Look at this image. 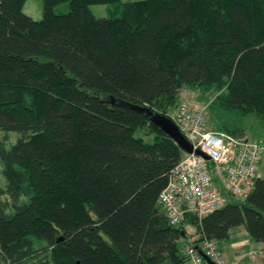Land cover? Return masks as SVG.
Masks as SVG:
<instances>
[{
    "label": "trees",
    "instance_id": "trees-1",
    "mask_svg": "<svg viewBox=\"0 0 264 264\" xmlns=\"http://www.w3.org/2000/svg\"><path fill=\"white\" fill-rule=\"evenodd\" d=\"M24 2L0 0V264H179L186 225L215 242L243 225L264 264V178L171 224L158 195L184 151L146 113L186 86L215 92L208 115L264 117V0Z\"/></svg>",
    "mask_w": 264,
    "mask_h": 264
},
{
    "label": "built area",
    "instance_id": "built-area-1",
    "mask_svg": "<svg viewBox=\"0 0 264 264\" xmlns=\"http://www.w3.org/2000/svg\"><path fill=\"white\" fill-rule=\"evenodd\" d=\"M206 115L207 103L183 99L168 116L193 146L171 168L168 182L158 195V204L173 225L188 212L199 220L231 202L230 198L245 199L252 191L261 162L263 146L258 139L206 129ZM197 149L201 153H195ZM195 235V240L183 246L186 258L193 264H208L200 251L216 264H232L222 258L214 240ZM259 252L251 250L248 256L256 258Z\"/></svg>",
    "mask_w": 264,
    "mask_h": 264
},
{
    "label": "rangeland",
    "instance_id": "rangeland-1",
    "mask_svg": "<svg viewBox=\"0 0 264 264\" xmlns=\"http://www.w3.org/2000/svg\"><path fill=\"white\" fill-rule=\"evenodd\" d=\"M24 3L25 4L23 5V11L25 13L31 14L36 17L41 16V8H42L41 0H25ZM112 6H113L112 3L110 4L98 3V4L89 5V8L94 13V15L99 17V16H109L110 13L108 10H110ZM67 10H68V2L60 3L53 7V11L55 13H64ZM214 94L215 92L213 90L203 92L199 87H186L185 86L180 92L179 101H183V99H185V100H190V101H198L200 103L206 104L207 103L206 101L212 99ZM205 122H206L205 123L206 129H209V128L213 129L216 127L221 128L222 125H228V124L229 125L231 124L232 127L244 126L245 131L247 133V138L249 140L258 139L262 143V146H263V151H262L263 163H261L263 167V174L261 175V177L264 178V117H259V116L255 117V115L251 113L240 115L239 113H237V111H232L230 113H227L226 111L221 110L216 113L215 112L210 113L209 115L207 113ZM144 132L143 130L139 131L137 135L140 133L146 140H149L152 135L148 133H144ZM17 134L18 133L13 132V131L9 134L11 135L9 137L10 142H12V140L15 139ZM1 169H2V165H0V185L4 183V176H2ZM256 176H257V173H256ZM235 199L236 198L233 197V198H230L229 201L234 202ZM186 226H187L186 227V232H187L186 237L188 239L186 241L188 242L189 240L190 241L195 240V238L197 237L194 233V227L191 225L189 226L186 225ZM236 229L244 230V227L243 225H239L233 228L232 236L230 237V239L229 240L224 239L223 241H220L219 243H217V248L224 251L223 248L225 245L227 246L228 244L234 243L235 241H238V240L241 242H246L248 246H250L249 244L253 245L252 242L254 240L247 234L246 231H244L245 233L243 234L241 233L233 234V231L235 232ZM254 242L259 243L260 241L258 242L254 241ZM34 244H38V241H34ZM257 257L261 258V254L259 253ZM179 264H193V262L192 260L185 258ZM241 264H255V263H253L249 258L248 260L246 258H243L241 260Z\"/></svg>",
    "mask_w": 264,
    "mask_h": 264
},
{
    "label": "crops",
    "instance_id": "crops-1",
    "mask_svg": "<svg viewBox=\"0 0 264 264\" xmlns=\"http://www.w3.org/2000/svg\"><path fill=\"white\" fill-rule=\"evenodd\" d=\"M26 14H28V13H26ZM28 15H31V14H28ZM31 16L34 17V18H38V17L33 16V15H31ZM254 115H255V117H258V115H256V114H254ZM230 126H232V125L230 124L229 127ZM238 127L242 128V131H243L244 135L247 136V133L245 131L244 126H238ZM210 130L219 131L220 128L218 129V127H216V128L210 129ZM261 163H263V155H262V159H261V162L259 164V167L257 169V176H259V177H261V175L263 174V167H262ZM235 227H233V228H235ZM233 228H231L229 230L228 237L225 238V240H229L230 239V237L232 236V229ZM244 231H246L245 228H244V230L236 229L235 232L233 231V234H240V233L243 234V233H245ZM237 238H239V237H237ZM219 242L220 241L216 242V244L219 243ZM252 243H253V245L249 244L250 246H248L246 242H241V241L238 240V241H235L234 243L228 244L227 246L225 245L224 248H223L224 251L220 250V249L219 250L221 252L222 258L226 259L228 262H230L232 264H241V260L243 258H246L247 260L249 258L253 263L259 264L262 257L259 258V257L256 256V258H250L248 256V252L251 251V250H259V249H261L262 248V243H260V242L259 243H255L254 241Z\"/></svg>",
    "mask_w": 264,
    "mask_h": 264
},
{
    "label": "water",
    "instance_id": "water-1",
    "mask_svg": "<svg viewBox=\"0 0 264 264\" xmlns=\"http://www.w3.org/2000/svg\"><path fill=\"white\" fill-rule=\"evenodd\" d=\"M150 120L156 124L162 131L174 139V141L177 143L178 146L185 152H191L193 150V146L190 144V142L183 136V134L180 133L177 125L171 121V119L164 115L157 112L147 111ZM195 153H201L199 149L195 150ZM61 237L58 238V240ZM200 253L203 255L204 259L207 260L208 264H216V262L211 260L206 253L203 251H200Z\"/></svg>",
    "mask_w": 264,
    "mask_h": 264
}]
</instances>
